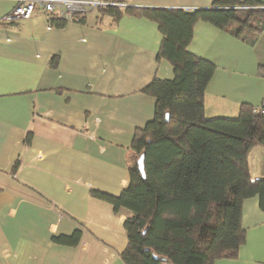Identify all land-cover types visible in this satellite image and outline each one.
<instances>
[{"label": "crops", "instance_id": "crops-1", "mask_svg": "<svg viewBox=\"0 0 264 264\" xmlns=\"http://www.w3.org/2000/svg\"><path fill=\"white\" fill-rule=\"evenodd\" d=\"M106 1L125 5L115 7L120 18L98 9L60 28L35 10L0 22V264H122L128 213L92 192L118 197L128 186L134 132L155 110L142 90L173 78L157 58L158 25L125 10H208L215 0ZM15 4L0 0V20ZM187 50L215 66L206 118H235L240 105L264 103V30L249 45L198 22ZM247 162L253 180L264 177L263 148H252ZM241 224L238 258L214 264H264L257 196L244 200ZM73 235L68 245L52 240Z\"/></svg>", "mask_w": 264, "mask_h": 264}, {"label": "trees", "instance_id": "trees-1", "mask_svg": "<svg viewBox=\"0 0 264 264\" xmlns=\"http://www.w3.org/2000/svg\"><path fill=\"white\" fill-rule=\"evenodd\" d=\"M212 6L125 10L158 25L164 38L157 58L169 62L173 78L154 79L142 90L155 98V110L153 119L134 132L128 186L118 197L92 192L115 211L128 213L122 264L235 260L246 238L241 224L244 200L257 196L264 208V177L253 180L247 162L252 148L264 149V115L242 104L235 118H206L204 94L215 66L187 50L198 22L253 45L264 30V8L257 0H215ZM101 10L115 19L122 14L115 7ZM48 20L54 27L66 25ZM142 155L144 177L138 169ZM17 166L18 161L12 172ZM73 237L52 240L68 245Z\"/></svg>", "mask_w": 264, "mask_h": 264}, {"label": "built area", "instance_id": "built-area-1", "mask_svg": "<svg viewBox=\"0 0 264 264\" xmlns=\"http://www.w3.org/2000/svg\"><path fill=\"white\" fill-rule=\"evenodd\" d=\"M14 8L0 22L12 23L21 19H29L35 10L64 23H72L92 11L106 7H125L124 4L106 0H15ZM248 9V8H247ZM254 111L264 115V103L254 107Z\"/></svg>", "mask_w": 264, "mask_h": 264}, {"label": "water", "instance_id": "water-1", "mask_svg": "<svg viewBox=\"0 0 264 264\" xmlns=\"http://www.w3.org/2000/svg\"><path fill=\"white\" fill-rule=\"evenodd\" d=\"M142 162H143V155L138 160V169H139L142 177H144L145 175H144V172H143Z\"/></svg>", "mask_w": 264, "mask_h": 264}]
</instances>
